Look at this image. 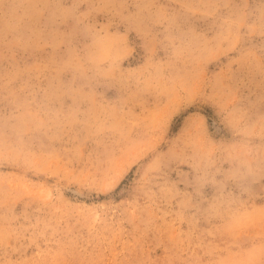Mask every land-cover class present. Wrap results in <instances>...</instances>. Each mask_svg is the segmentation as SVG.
Listing matches in <instances>:
<instances>
[{
	"label": "rangeland",
	"instance_id": "374dc122",
	"mask_svg": "<svg viewBox=\"0 0 264 264\" xmlns=\"http://www.w3.org/2000/svg\"><path fill=\"white\" fill-rule=\"evenodd\" d=\"M237 254L264 259V0H0V264Z\"/></svg>",
	"mask_w": 264,
	"mask_h": 264
},
{
	"label": "bare ground",
	"instance_id": "6f19581e",
	"mask_svg": "<svg viewBox=\"0 0 264 264\" xmlns=\"http://www.w3.org/2000/svg\"><path fill=\"white\" fill-rule=\"evenodd\" d=\"M229 232L231 231V229H227ZM233 257V256H232ZM240 260H242V256L240 258V254L235 255L234 258H232L231 260H226V261H221L220 264H240ZM250 260H247L245 262H242V264H247L249 263ZM252 264H264V259L261 258H257L256 260L252 261Z\"/></svg>",
	"mask_w": 264,
	"mask_h": 264
}]
</instances>
